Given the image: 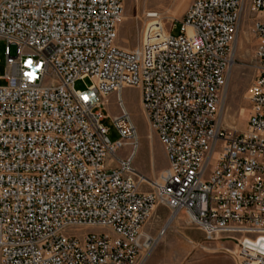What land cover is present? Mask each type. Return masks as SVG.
Here are the masks:
<instances>
[{
	"label": "built area",
	"instance_id": "built-area-1",
	"mask_svg": "<svg viewBox=\"0 0 264 264\" xmlns=\"http://www.w3.org/2000/svg\"><path fill=\"white\" fill-rule=\"evenodd\" d=\"M123 4L0 0V264H142L156 246L143 229L160 206L186 213L207 242L236 241L237 264H264V0L250 2L262 43L245 132L219 122L244 0H194L179 35L145 37L132 50L117 43ZM85 79L91 86L75 90ZM127 88L140 89L165 148L161 182L134 167ZM112 94L116 143L103 125Z\"/></svg>",
	"mask_w": 264,
	"mask_h": 264
},
{
	"label": "rangeland",
	"instance_id": "rangeland-1",
	"mask_svg": "<svg viewBox=\"0 0 264 264\" xmlns=\"http://www.w3.org/2000/svg\"><path fill=\"white\" fill-rule=\"evenodd\" d=\"M194 0H124L122 19L118 26V45L124 49H135L140 46L145 37L154 38L159 33L177 36L180 34L181 20L184 13ZM251 0H244V10L239 24V34L236 46L233 47V63L229 71L220 112V121L228 131L245 132L249 117L247 93L251 86L254 70L252 67L255 48L262 43L253 33V15L250 11ZM149 12H158L160 19L150 21L146 18ZM6 42L0 41V74L4 73L6 61ZM15 49H12V54ZM3 84V82H0ZM91 86L89 79L78 80L74 88L84 92ZM227 92L225 106L223 100ZM126 109L133 119L139 136V149L133 161L137 172L150 184L157 182L168 167V159L164 146L152 129L140 103V89L127 88L123 91ZM103 125L108 130L112 143L122 140L113 118L121 112L117 106V98L112 94L104 99ZM225 108V109H224ZM131 151L126 144L117 153L118 158H125ZM151 190L149 185L141 189ZM165 207H158L146 223L143 232L156 240V246L146 256L142 264H221L216 255L230 256L236 261L234 252L238 250L236 241L219 239L207 242L203 233L195 229L189 222L186 213L177 217ZM176 226V227H175ZM166 231L163 236L161 232ZM199 232L202 234H199ZM163 238V239H162ZM202 238V239H201ZM160 239L164 240V248L160 247ZM231 253H229V252ZM216 252V253H212ZM237 263V261H236Z\"/></svg>",
	"mask_w": 264,
	"mask_h": 264
},
{
	"label": "crops",
	"instance_id": "crops-1",
	"mask_svg": "<svg viewBox=\"0 0 264 264\" xmlns=\"http://www.w3.org/2000/svg\"><path fill=\"white\" fill-rule=\"evenodd\" d=\"M176 226H179L178 216H177ZM199 234H201V233L199 232ZM201 237H202V234H201ZM160 247L161 248H164V240H161L160 239ZM212 253H216V252H212ZM229 253H231V252H229ZM214 257L220 258L221 259V264H237L236 261L234 259H232L230 256H226V255H216ZM197 264H202V262L201 263H197Z\"/></svg>",
	"mask_w": 264,
	"mask_h": 264
},
{
	"label": "bare ground",
	"instance_id": "bare-ground-1",
	"mask_svg": "<svg viewBox=\"0 0 264 264\" xmlns=\"http://www.w3.org/2000/svg\"><path fill=\"white\" fill-rule=\"evenodd\" d=\"M236 42H235V46H236ZM226 96H227V92H225V98H224V100H223V105L225 104V101H226ZM225 106V105H224ZM225 109V108H224ZM225 120H224V115H223V117H222V119H221V121H220V116H219V122L220 123H223ZM163 174V173H162ZM162 174H161V176H160V178H159V180L157 181V182H161V177H162ZM174 216L171 218V220H170V222H172L173 220H174V218L175 217H177L179 214H173ZM165 231V230H164ZM157 242V241H156Z\"/></svg>",
	"mask_w": 264,
	"mask_h": 264
}]
</instances>
